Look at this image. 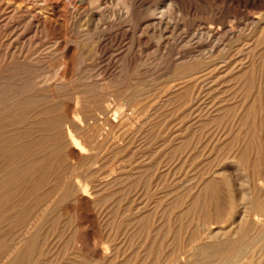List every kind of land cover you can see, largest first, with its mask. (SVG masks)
<instances>
[{
    "label": "rangeland",
    "instance_id": "1",
    "mask_svg": "<svg viewBox=\"0 0 264 264\" xmlns=\"http://www.w3.org/2000/svg\"><path fill=\"white\" fill-rule=\"evenodd\" d=\"M90 112L99 115L93 118ZM51 122L67 131L59 127L53 134ZM260 123L264 0H0V149L14 143L21 147L17 155L0 157V183L38 157L55 161L40 178L43 184L36 187L24 175L21 189H0V194L12 192L6 217L29 210L20 235L7 219L0 226L3 246L30 239L33 253L25 264H194L206 259L198 248L204 244L214 252L219 240L207 229L238 226L250 189L253 203L258 192L264 198ZM52 135L57 138L50 142ZM65 176L75 190H67L66 200L33 207L44 192L58 196ZM80 178L82 185H74ZM209 181L221 185L216 187L219 213L212 190H206ZM253 223L264 228V217L249 216L247 225ZM262 244L229 264H264ZM212 256L200 263H223Z\"/></svg>",
    "mask_w": 264,
    "mask_h": 264
},
{
    "label": "bare ground",
    "instance_id": "2",
    "mask_svg": "<svg viewBox=\"0 0 264 264\" xmlns=\"http://www.w3.org/2000/svg\"><path fill=\"white\" fill-rule=\"evenodd\" d=\"M41 13V12H40ZM105 18V17H104ZM41 19V18H40ZM43 19V18H42ZM72 60V59H71ZM72 62V61H71ZM65 65V64H64ZM72 67V66H71ZM64 74V73H63ZM70 74V73H69ZM65 75V74H64ZM65 78V77H64ZM58 80V79H57ZM253 79H251V80H249V81H252ZM249 84H253L252 82H250ZM248 84V85H249ZM254 86V85H253ZM45 105V104H44ZM254 108V107H253ZM247 110H249V109H247ZM41 111V110H40ZM43 111V110H42ZM48 110H46V112H47ZM50 111V110H49ZM92 111V110H91ZM103 111V110H102ZM251 111V110H250ZM252 112V111H251ZM250 112V113H251ZM44 113V112H43ZM42 113V114H43ZM48 113V112H47ZM91 113V112H90ZM89 113V114H90ZM97 113V112H96ZM95 113V114H96ZM45 114V113H44ZM43 114V115H44ZM92 114H94V113H91L90 114V116L92 115ZM94 114V115H95ZM102 114V113H101ZM103 114H105V113H103ZM20 115V114H19ZM49 115V114H48ZM99 114L97 113V115H95V116H98ZM108 115V114H107ZM41 117H42V115H40ZM40 116H38V117H40ZM87 116H89V115H87ZM86 116V117H87ZM93 116V115H92ZM95 116H93V118H95ZM251 116V115H250ZM17 117H18V115H17ZM21 117V116H20ZM45 117V116H44ZM101 117H104V115L103 116H101ZM112 117V116H111ZM244 117H246L245 115H244ZM48 118H52V117H49L48 116ZM47 118V119H48ZM107 118V117H106ZM247 118V117H246ZM262 118H263V116H262ZM43 119V118H42ZM66 119H67V117H66ZM65 119V120H66ZM71 119V118H70ZM247 119H249V118H247ZM55 121V120H54ZM60 121V120H59ZM58 121V122H59ZM104 121V120H103ZM260 121V120H259ZM58 122H51V131L53 132V130H54V132L55 131H57L58 129H59V127H60V125L61 124H59ZM64 122V121H63ZM70 122V121H69ZM68 122V120H67V123H69ZM99 122V121H98ZM112 122V121H111ZM114 122V121H113ZM246 123H249V120H247V121H245ZM40 123V122H39ZM46 123V122H45ZM87 123V122H86ZM95 123V122H94ZM93 123V124H94ZM97 123V122H96ZM105 123V122H104ZM43 124V123H42ZM42 124L39 126V127H41L42 128ZM48 124H49V121H48ZM47 124V125H48ZM98 124V123H97ZM100 124V123H99ZM46 125V126H47ZM66 124H64L63 125V127L65 126ZM68 125V124H67ZM102 125V124H101ZM100 125V126H101ZM247 126H248V124H246ZM249 125H250V123H249ZM254 125V124H253ZM256 125V124H255ZM69 126V125H68ZM67 126V128H69ZM76 127H77V125H75ZM93 125L91 124V127H92ZM97 126V125H96ZM260 126H264V123H263V125H261V123H260ZM70 127L72 128V126L70 125ZM250 127H251V125H250ZM255 128H259V127H256V126H254ZM49 128H50V126H49ZM61 129L60 130H64V128H62V126L60 127ZM90 128V127H89ZM92 128H94V127H92ZM102 128V127H101ZM241 128V127H240ZM264 128V127H263ZM263 128H262V130H263ZM3 129V128H2ZM70 129V128H69ZM252 129V128H251ZM250 129V130H251ZM65 130H66V128H65ZM96 130V129H95ZM98 130V129H97ZM96 130V131H97ZM25 131H27V130H25ZM29 131H32L31 129H29ZM48 130H45V132H47ZM51 131H50V129H49V131H48V133H51ZM67 131V130H66ZM94 131V130H93ZM252 131H253V129H252ZM28 132V131H27ZM33 132V131H32ZM54 132H53V134H54ZM64 132V131H63ZM109 132H112V131H109ZM246 132V131H245ZM258 132V131H257ZM263 132V131H262ZM19 133H20V131H19ZM59 133V132H58ZM67 133V132H66ZM95 133V132H94ZM252 133V132H251ZM255 133V132H254ZM253 133V134H254ZM15 134V133H14ZM21 134V133H20ZM23 134H26L25 132L23 133ZM22 134V135H23ZM32 134V133H31ZM31 134H28V135H31ZM75 134V133H74ZM249 134V133H248ZM247 134V137L249 136ZM252 134V135H253ZM27 135V134H26ZM33 135V134H32ZM59 135H60V133H59ZM68 135H69V137H72V133L69 131L68 132ZM24 136V135H23ZM57 136V135H56ZM61 136V135H60ZM91 136V135H90ZM95 136V135H94ZM14 137V136H13ZM22 137V136H21ZM28 137V136H27ZM30 137H33V136H30ZM52 137V139L55 137L54 135H52V136H50V137H48L49 138V140H50V142H51V138ZM59 137V136H58ZM65 137V136H64ZM77 137V136H76ZM92 137V136H91ZM25 138V137H24ZM29 138V137H28ZM28 138H26V139H28ZM34 138L35 137H33V139L32 140H34ZM42 138V137H41ZM48 138L47 137H45V138H42V139H40V140H42V141H48L49 142V140H48ZM57 137H55L54 138V140L56 139ZM78 138H80V137H78ZM93 138H95V137H93ZM93 138H92V140H93ZM31 139V138H30ZM30 139L28 140V141H30ZM60 139V138H59ZM62 139V138H61ZM60 139V140H61ZM70 139H72V141H76L75 140V138L74 137H72V138H70ZM252 139V138H251ZM261 139V138H260ZM264 139V138H263ZM15 140V139H14ZM18 140H21L20 138H19V136H18ZM39 140V139H38ZM16 141V140H15ZM36 141V140H35ZM46 141V142H47ZM53 141V140H52ZM31 142V141H30ZM29 142V143H30ZM55 142V141H54ZM68 142V141H67ZM66 142V143H67ZM73 142V143H74ZM84 142V141H83ZM90 142H91V140H90ZM21 143H23V142H21ZM20 143V144H21ZM57 143V142H56ZM55 143V144H56ZM76 143V142H75ZM261 143H264V141L263 142H261ZM11 144V143H10ZM15 144V143H14ZM13 144V146H8V147H4V148H2V149H0V157L2 156V155H4L3 157H5V156H7V155H11V156H13V155H17V154H19V152H20V150H21V147L19 146V144L17 145H14ZM25 144V143H24ZM34 144H36V143H34ZM33 144V145H34ZM48 144V143H47ZM53 144V143H52ZM71 144V143H70ZM85 144V143H84ZM245 144V143H244ZM4 145V144H3ZM37 145H38V141H37ZM43 145H46L45 143H43ZM42 145V146H43ZM75 145V144H74ZM249 145V144H248ZM1 146V145H0ZM25 146V145H24ZM27 146V145H26ZM25 146V147H26ZM39 146V145H38ZM63 146V145H62ZM66 146H67V144H66ZM69 147H71V145H68ZM260 146V145H259ZM29 147V146H28ZM31 147H33L32 145H31ZM60 147V146H59ZM250 147V146H249ZM42 148V147H41ZM52 148V147H51ZM63 148H64V146H63ZM75 148V147H74ZM91 148V147H90ZM89 148V150H91ZM260 148V147H259ZM35 149V148H34ZM59 148H57V150H58ZM251 149H253V148H251ZM46 150H48L47 148H46ZM76 150V149H75ZM245 150V149H244ZM249 150V152H250V148L248 149ZM247 150V151H248ZM255 150V149H254ZM23 151V150H22ZM27 151H28V148H27ZM53 151H55V150H53ZM60 151V150H59ZM62 151V150H61ZM61 151L60 152H58V154L59 153H61ZM68 151H70V150H67L66 152H68ZM25 152V151H24ZM63 152V151H62ZM65 152V153H66ZM89 152H91V151H89ZM94 152V151H93ZM239 152H240V150H239ZM243 152V151H242ZM249 152H248V154H249ZM54 154H55V152H53ZM64 153V152H63ZM244 153H246V152H244ZM254 153V152H253ZM20 154H22V153H20ZM51 154V153H50ZM53 154V155H54ZM57 153H56V155H58ZM97 154V153H96ZM251 154V153H250ZM10 155H9V157H10ZM29 155V154H28ZM253 155V154H252ZM52 156V155H51ZM63 156L64 155H62L61 157L63 158ZM66 156H67V154H66ZM241 156H243V154L241 155ZM247 156V155H246ZM54 157V156H53ZM53 157H51V158H53ZM65 157V156H64ZM249 157V156H248ZM254 157V156H253ZM49 159H42V160H40L39 161V157L37 158L38 159V161H34V162H28V163H26L25 165H23V166H21V167H19L18 169H15L12 173H8V174H6L5 176H4V178H2V182L0 183V189L3 187L4 189L5 188H7V190H8V188L12 185V186H16L15 188H17L18 187V189H21V187L19 186V184L21 183V181L24 179L23 178V176L24 175H27L28 176V178L31 180V182L32 183H34L35 184V186L37 187V184H43L42 182H43V176H45V175H47V172L50 170V169H53L54 167H53V165L55 164V161H54V164H53V161H51V158H50V156L48 157ZM56 158H58V157H56ZM55 158V160H56V162H57V160L59 161L60 159H56ZM60 158V157H59ZM241 158V157H240ZM245 158V157H244ZM250 158H251V156H250ZM32 159V158H31ZM34 159V158H33ZM32 159V160H33ZM36 159V160H37ZM54 159V158H53ZM253 159V158H252ZM256 159V158H255ZM254 159V160H255ZM35 160V159H34ZM251 160V159H250ZM29 161V160H28ZM246 161V160H245ZM261 161H262V159H261ZM260 161V162H261ZM63 162V161H62ZM62 162H60V164H62ZM250 162V161H249ZM24 163V162H23ZM257 163V162H256ZM263 163V162H262ZM250 164V163H249ZM254 164H255V161H254ZM260 164V163H259ZM67 165V164H66ZM252 165V164H251ZM56 166H58V164L56 165ZM61 166H65V165H61ZM254 166V165H253ZM256 166V165H255ZM15 167H17V166H15ZM53 167V168H52ZM66 167V166H65ZM263 167V166H262ZM12 168H14V167H12ZM59 168V167H58ZM67 168H69L68 166H67ZM66 168V169H67ZM74 168V167H73ZM264 168V167H263ZM63 169V168H62ZM71 169V168H70ZM253 169V168H252ZM13 170V169H12ZM68 170V169H67ZM52 171V170H51ZM63 171V170H62ZM256 171V170H255ZM10 172V171H9ZM66 172H68V171H64V173H66ZM217 172V171H216ZM261 172H262V170H261ZM46 173V174H45ZM71 173V172H70ZM215 173V172H214ZM219 173V172H218ZM223 172H221V174H222ZM254 173V172H253ZM258 173V172H257ZM259 173H260V171H259ZM2 174V173H1ZM4 174V173H3ZM45 174V175H44ZM263 174H264V172H263ZM262 174V175H263ZM259 175H261V173L259 174ZM2 175H0V177H1ZM227 176V175H226ZM255 176V175H254ZM41 177H43L42 179H40ZM66 177V176H65ZM81 177V176H80ZM83 177V176H82ZM219 177V176H218ZM259 177V176H258ZM25 178H26V176H25ZM46 178V177H45ZM64 178V177H63ZM78 178H79V176H78ZM254 178V177H253ZM261 178V177H260ZM259 178V179H260ZM69 178L68 177H66L65 178V180H63V181H65V182H63V184H62V186H61V188H62V191H61V193L59 194V192H58V196L57 195H53V194H51L52 193V191H51V193L50 192H44L43 194H41V195H38V196H36V198H35V203H34V206L33 207H35V208H37L38 206H40V205H43L44 203H48L49 205H55V203L58 201V200H60V199H64L65 197H68V196H66L68 193H67V190L69 189H71V190H73L74 188H73V185H72V188H69V184H71V183H69L70 182V180H68ZM264 179V178H263ZM73 180V179H72ZM218 180V179H217ZM247 180H249V179H247ZM247 180L245 181L247 184H248V182H247ZM25 181V180H24ZM221 181V180H220ZM224 181V180H223ZM256 181V180H255ZM261 181V180H260ZM27 183H28V181H26ZM222 182V181H221ZM259 182V181H258ZM262 182V181H261ZM24 183V182H23ZM23 183H21V184H23ZM57 183H59V182H57ZM76 183H78L80 186L82 185V181H81V178L80 179H77V180H74V185H77ZM138 183V182H137ZM207 183V182H206ZM227 183V182H226ZM30 184V183H29ZM84 184H86V183H84ZM254 184V183H253ZM253 184H252V186H253ZM54 185V184H53ZM89 185V184H88ZM225 185V184H224ZM228 185V184H227ZM231 185V184H230ZM260 185L261 186H263V188H264V183H260ZM21 186H23V185H21ZM60 186V185H59ZM219 186H221L220 184L217 186L216 185V183H215V181H209L208 183H207V186H206V190L207 191H210V190H212V191H210L209 192V194H211L210 196H211V202L213 203L214 202V204H216L214 207H215V212L216 213H219V201H218V196H216V195H218L217 194V188L219 187ZM42 187V186H41ZM51 187V186H50ZM58 187V186H57ZM217 187V188H216ZM231 187H232V185H231ZM249 187H250V182H249ZM257 187H259V185L257 186ZM76 188V187H75ZM79 187H77L76 188V190L78 189ZM226 188V187H225ZM259 188H261L262 189V187H259ZM35 189V188H34ZM51 189V188H50ZM58 189L60 190V188L58 187ZM220 189V188H219ZM248 189V188H247ZM3 190V189H2ZM33 190V189H32ZM58 190V191H59ZM251 190V189H250ZM250 190H249V192L247 191V193H245V196H244V199H245V201H246V204H247V208H246V210H245V213H244V218L242 219V220H240L241 221V223L239 224V223H237V224H239L238 226H236L235 228L234 227H232V229H228V230H226V229H224V228H221V229H219L218 231H212L211 229H207L208 230V232L210 233V235L211 236H213V237H216V239L218 240V238H219V240L217 241V243L215 242L214 243V245H215V247H213V250H214V252L218 255V258H221V262H223L222 264H229L230 262H232V261H234V259H237V258H241V257H243L244 255H248V254H250L251 252H252V249L257 245V243H259V242H261V241H263V244H264V228H262V229H256L255 228V225L256 224H254V226H252V225H247V220H248V218H249V216H255L256 218H262V217H264V198H263V196L261 197V194H260V192H258V194L259 195H257V194H255V195H257L256 196V199H255V202L253 203L252 201H253V193H254V191L253 192H250ZM253 190H254V188H253ZM18 191H20V190H18ZM36 191V190H35ZM73 191H75V190H73ZM221 191V190H220ZM229 191V190H228ZM252 191V190H251ZM258 191V190H257ZM70 192V191H69ZM219 192V191H218ZM222 192V191H221ZM264 191L262 190V193H263ZM54 193V192H53ZM57 193V192H56ZM71 193V192H70ZM229 193V192H228ZM12 194V192H6V193H3V194H0V208L3 206H5L6 207V205L5 204H7L8 203V205L11 203V201H9L10 200V196H12L11 195ZM15 194V193H14ZM34 194V193H33ZM37 194V193H36ZM55 194V193H54ZM72 194V193H71ZM74 194H75V192H74ZM164 194V193H163ZM69 195V194H68ZM76 195H77V193H76ZM75 195V196H76ZM161 195V194H160ZM203 195V194H202ZM220 195V194H219ZM229 195V194H228ZM72 197H73V195H71ZM70 196V197H71ZM144 196V195H143ZM195 196V195H194ZM27 197H30L29 195L27 196ZM199 197V196H198ZM13 198H14V196H13ZM13 198H12V200H13ZM200 198H202V196L200 197ZM82 199V198H81ZM65 200H66V198H65ZM78 200V199H77ZM210 200V199H209ZM10 203H9V202ZM61 201V200H60ZM63 201V200H62ZM61 201V202H62ZM68 201H70L69 199H68ZM67 201V202H68ZM159 201V200H158ZM222 202V201H221ZM60 203V202H59ZM195 203H196V205L200 208L199 209V211L200 212H203V207L201 206V202H199V198H198V201L196 200L195 201ZM57 204V203H56ZM192 204V203H191ZM245 204V205H246ZM223 205V204H222ZM232 205V204H231ZM10 206H11V204H10ZM191 206V205H190ZM204 206V205H203ZM221 206V205H220ZM32 207V208H33ZM42 207V206H41ZM52 207V206H51ZM158 207H160L161 208V206H158ZM189 207V206H188ZM187 207V208H188ZM191 207H193V206H191ZM212 207V206H211ZM9 208V207H8ZM8 208L6 207V210L4 211V213L3 214H1V216H0V226H1V228H2V226L3 225H1V223L2 222H4V224H6V219L10 222V224H13V225H15V228H16V226L17 227H19L18 229H20V227L23 225V223H24V221H25V216L28 214V212H29V210H27L26 211V209H23V210H18V211H16V212H18L17 214H16V216H12V218L11 217H6L7 216V214H8ZM13 208V207H12ZM190 208V207H189ZM188 208V210H191V209H189ZM197 208V207H196ZM2 209V208H1ZM194 209H195V207H194ZM198 209V208H197ZM212 209V208H211ZM12 210V209H11ZM33 210H34V208H33ZM32 210V211H33ZM50 210V209H49ZM160 210V209H159ZM187 210V209H186ZM0 211H2V210H0ZM14 211V210H13ZM154 211V210H153ZM161 211H162V209H161ZM195 211V210H194ZM221 211V210H220ZM11 212V211H10ZM15 212V213H16ZM143 212V211H142ZM142 212H141V214H142ZM150 212V211H149ZM190 212V211H189ZM212 212H214V211H212ZM12 213V212H11ZM158 213V212H157ZM161 213V212H160ZM163 213V212H162ZM243 213V212H242ZM155 214V213H154ZM202 214V213H201ZM11 215V214H10ZM12 215H14V214H12ZM148 215H150V214H148ZM156 215V214H155ZM221 215V214H220ZM9 216V215H8ZM157 216H159V214L157 215ZM210 216V215H209ZM208 216V217H209ZM25 217V218H24ZM145 217V216H144ZM156 217V216H155ZM142 218V217H141ZM159 219L161 218V216L160 217H158ZM157 218V219H158ZM251 218V217H250ZM39 219V218H38ZM136 219V218H135ZM143 219H145V218H143ZM149 219H150V217H149ZM154 219H156V218H154ZM35 220H36V218H34L33 219V221L35 222ZM32 221V223L34 224V222ZM44 221V220H43ZM140 221H143V220H140ZM150 222H151V219L149 220ZM36 222H38L39 223V221H37L36 220ZM146 222H147V220H146ZM27 223H28V221H27ZM30 223V222H29ZM29 223H28V225H29ZM137 223V222H136ZM259 223V222H258ZM25 224V223H24ZM140 224V223H139ZM143 224H144V222H143ZM142 224V225H143ZM148 224V223H147ZM158 224V223H157ZM156 224V225H157ZM21 225V226H20ZM30 225H31V223H30ZM43 225V224H42ZM137 225L138 224H136V227H137ZM164 224H162V226H163ZM8 226V225H7ZM35 226H36V224H35ZM38 226V227H37ZM37 228L39 229V225L37 224ZM150 226H153L152 224H150ZM257 226V225H256ZM11 227V226H10ZM23 227V226H22ZM21 227V228H22ZM34 227V226H33ZM35 227V228H36ZM143 227V226H142ZM149 227V226H148ZM157 227H159V226H157ZM164 227V226H163ZM260 227V226H259ZM12 228V227H11ZM29 228V227H28ZM134 228V227H133ZM154 228H155V226H154ZM231 228V227H230ZM258 228V227H257ZM5 229H7V228H5ZM24 229H26V228H24ZM139 229H144V228H139ZM157 229V228H156ZM164 229V228H163ZM180 229V228H179ZM1 230V229H0ZM33 230V229H32ZM134 230H136V229H133V231ZM138 230V229H137ZM159 231H160V229H158ZM214 230V229H213ZM9 231H10V229H9ZM14 231V230H13ZM35 230H33V231H31V232H34ZM41 231V230H40ZM132 231V232H133ZM145 231H146V229H145ZM159 231H157L155 234H159L160 232ZM3 232V231H2ZM2 232H1V234H2ZM6 232V231H5ZM20 232H21V229L20 230H18L17 231V233L20 235ZM37 232V231H36ZM36 232H35V234L34 235H36ZM135 232V231H134ZM133 232V233H134ZM149 232V231H148ZM148 232H146V234L148 233ZM207 232V231H206ZM132 233V234H133ZM161 233H163V232H161ZM8 234H10V233H8ZM13 234V233H12ZM15 234V233H14ZM38 235V234H37ZM12 236V235H11ZM15 236V235H14ZM14 236H13V240H14ZM29 234H28V237L27 238H29ZM32 236V235H31ZM139 236V235H138ZM140 236H141V234H140ZM149 236V235H148ZM147 236V237H148ZM158 237H159V235H157ZM192 236V235H191ZM20 237V236H19ZM135 237H137V235L135 236ZM134 237V238H135ZM146 236H145V238H147ZM8 238H10V237H8ZM34 238V237H33ZM33 238H31L32 240L31 241H34V239ZM197 238V237H196ZM4 239V238H3ZM7 239V238H6ZM6 239H4V241H6ZM36 239V238H35ZM136 239V238H135ZM140 239H143V238H141L140 237ZM150 239V238H149ZM191 239H194V238H192L191 237ZM190 239V240H191ZM198 239V238H197ZM1 240H2V238H1ZM1 240H0V251H2V250H4V249H6L5 250V252L4 253H0V264H25V261H26V259H27V256H29L30 254H32L33 252H31L30 251V249H29V247H28V242H30L29 240H27L28 242H23L24 240H22V239H20L19 241H21L22 240V242H20V243H18V244H15L16 243V240H15V243L13 244V245H10L9 247L8 246H3L2 245V243H1ZM11 240H12V238H11ZM195 240V239H194ZM198 240H200V239H198ZM203 240V239H202ZM3 241V243H5ZM10 241V240H9ZM8 241V242H9ZM18 241V242H19ZM80 241V240H79ZM137 241H139V239H137ZM143 241V240H142ZM147 241V240H146ZM197 240H195V242H196ZM147 242H149V240L147 241ZM191 242H192V240H191ZM10 243V242H9ZM12 243V242H11ZM10 243V244H11ZM33 243V242H32ZM31 243V244H32ZM137 243V242H136ZM157 243V242H156ZM161 243V242H160ZM159 243V244H160ZM30 244V245H31ZM153 244V243H152ZM173 244V243H172ZM203 244V243H202ZM262 244V245H263ZM7 245V244H6ZM35 245H36V243H35ZM143 245H145V244H143ZM155 245V244H154ZM161 245V244H160ZM160 245H159V248H160ZM162 245H163V243H162ZM162 245H161V247H162ZM135 246H137V244L135 245ZM141 246V245H140ZM146 246H147V243H146ZM192 246V245H191ZM154 247V246H153ZM196 247V246H195ZM31 248H33V249H35L33 246H31ZM142 248V247H141ZM151 248V247H150ZM192 248V247H191ZM263 248H264V246H263ZM194 249V248H193ZM212 248H210V247H208V246H206V245H201L199 248H198V250H201L202 251V254H204V256H207L206 257V259H209V258H211V256H212V254L214 253V252H212V250H211ZM32 250V249H31ZM139 250H141L140 248H139ZM153 250V249H152ZM195 250V249H194ZM211 251V255L209 256V254H208V251ZM262 250V249H261ZM264 250V249H263ZM37 251V250H36ZM162 251H163V249H162ZM196 251V250H195ZM256 250H254V252H255ZM139 252V251H138ZM146 252V251H145ZM160 252V251H159ZM167 252V251H166ZM197 252V251H196ZM140 253V252H139ZM142 253V252H141ZM153 253V252H152ZM165 253V252H164ZM168 253H169V251H168ZM172 253H173V251H172ZM171 252H170V254H172ZM197 253H199V252H197ZM214 253V256L216 255ZM134 254H136V253H134ZM146 254H147V252H146ZM145 254V255H146ZM154 254V253H153ZM160 254V253H159ZM170 254H168V256L170 255ZM202 254H200V256L202 255ZM34 255V254H33ZM140 255V254H139ZM148 255V254H147ZM149 255H150V252H149ZM158 255V254H157ZM163 255H166V253L165 254H162V256ZM193 255H194V253H193ZM192 255V256H193ZM198 255V254H197ZM197 255H196V257H197ZM264 255V254H263ZM135 256V255H134ZM133 256V257H134ZM140 256H142V254L140 255ZM139 256V257H140ZM161 256V255H160ZM159 256V257H160ZM199 256V255H198ZM214 256H212V257H214ZM132 257V258H133ZM143 257L144 256H142V259H143ZM155 258H156V256H154ZM196 257H195V259H196ZM202 257H203V255H202ZM209 257V258H208ZM145 258V260H147L146 258L147 257H144ZM157 258H158V256H157ZM176 258H178V254H177V257ZM200 258V257H199ZM205 258V257H204ZM203 258V259H204ZM215 258H216V256H215ZM217 258V259H218ZM252 258H253V256H252ZM134 260H135V258H133ZM141 259V260H142ZM159 259V258H158ZM162 259V258H161ZM160 259V260H161ZM172 259H173V257H172ZM194 259V260H195ZM198 259V258H197ZM203 259H202V261H200V262H205V260L206 259H204V261H203ZM245 259V258H244ZM29 261H30V259H28ZM33 260V259H32ZM194 260H193V262H194ZM200 260H201V258H200ZM35 261V260H34ZM140 261V260H139ZM142 261H144V260H142ZM148 261V260H147ZM146 261V262H147ZM156 261V260H155ZM162 261V260H161ZM163 261H164V259H163ZM176 261V260H175ZM196 261V260H195ZM236 261V260H235ZM145 262V261H144ZM165 262V261H164ZM171 262V261H170ZM173 262V261H172ZM196 262H199L198 260L196 261ZM196 262H194V264H198V263H196ZM199 262V264H203V263H200ZM208 262V261H207ZM207 262H205V263H207ZM138 263V262H137ZM151 263H153V262H151ZM151 263H149V264H151ZM187 263V262H186ZM204 263V264H205ZM256 263V262H255ZM135 264H136V262H135ZM143 264V263H142ZM164 264H167V263H164ZM170 264V263H169ZM180 264V263H179ZM188 264H189V262H188ZM191 264V263H190ZM232 264V263H231Z\"/></svg>",
    "mask_w": 264,
    "mask_h": 264
}]
</instances>
